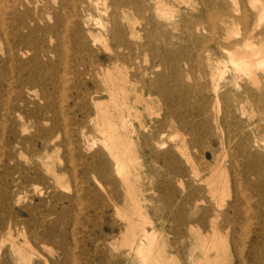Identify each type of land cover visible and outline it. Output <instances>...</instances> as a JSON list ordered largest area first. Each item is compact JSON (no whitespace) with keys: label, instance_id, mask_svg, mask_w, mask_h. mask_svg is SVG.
Listing matches in <instances>:
<instances>
[{"label":"rangeland","instance_id":"obj_1","mask_svg":"<svg viewBox=\"0 0 264 264\" xmlns=\"http://www.w3.org/2000/svg\"><path fill=\"white\" fill-rule=\"evenodd\" d=\"M24 1L32 3L29 16L37 21L41 29L33 33L34 39L38 40L36 44L51 50L61 46H59L60 51L48 52V56L41 59L44 64L42 67L33 58L35 53L33 49L21 56L22 61L27 62L25 68L20 66L21 63L10 67L7 63L6 34L0 24V147L2 148H0V264H139V257L129 254L126 243L129 237L128 220H138L140 215L146 216L147 220L159 228L160 245L174 264H208L202 259L201 244L205 239L202 232L211 235V224L215 213L233 215L230 206L237 193L233 186L234 174L231 172L227 175L229 183L224 200L217 202L212 199L205 184L198 180L199 176L203 177L207 173L210 155H205V151L209 143L204 139L193 141L186 133V129L179 131L175 128H166L162 138L165 147L155 145L156 150L171 151V167L168 168L163 161L153 162L141 153L150 130L145 127L151 124L157 125L163 120L167 108L166 100L154 93L149 95L147 90L143 92L144 85L150 86V81L161 75L163 79L159 82L161 86L176 87L177 68L183 70L184 82L192 85L199 79L200 73L199 69L193 67V63L196 62L197 54L201 50L205 52L204 54L207 51L188 42V37L178 31L176 34L185 43H182L181 39L176 41L177 44L168 49L173 55L165 63L162 64L163 58H160L164 53L155 55L153 51H146L135 56L133 64L129 63L127 67L123 64L120 66L129 81L128 102L131 110L124 112V115H130L129 121L134 130L132 137L140 157L130 175L132 187L129 188L125 182L126 172L117 173L112 160L109 166L111 179L101 178L94 173L85 175L82 172L83 163L91 161L94 153L102 150L103 146L98 138L99 132L92 121L96 114L93 101L88 99L81 103L76 114L71 108L74 103L83 99L81 95H83L82 84L85 77L82 75L83 68L79 62L82 59L105 61V57L110 54L106 48L108 43L103 40L98 41L93 47L94 56L84 57L64 27H57L51 31L50 26L55 25L58 14L51 9L57 5L53 0ZM239 1L242 12L235 14V17L244 20L245 10L250 12L249 2ZM170 2L173 4L171 8L163 12L158 11L160 19L162 17L166 20L173 16L179 18L187 14L186 6L179 0H170ZM47 6H50V9ZM263 6H259V10L264 11ZM11 22L6 21V25H11ZM47 26L50 30H42ZM239 28L241 32L245 31V20L244 23H240ZM8 31L11 32V40L14 33L11 29ZM143 36L144 33H140L133 40L137 41ZM256 44L258 48H264L263 43L256 41ZM232 50L239 54L248 51V48ZM224 59L225 63L227 61L226 65L231 68L230 57L226 56ZM203 63L205 72L210 76L204 60ZM159 64H161L159 68L155 67ZM255 68L257 67H253V70L260 82H264V71L260 67L256 70ZM144 71L148 72L146 81L130 83L135 73L142 74ZM33 72L39 77L50 73L49 79L52 80L47 82L45 90L40 91L32 85L27 87L21 85V76H28ZM60 76L67 80L66 85L55 90L52 84ZM231 76L232 70L226 73V81L228 89L232 91L230 103H234L238 98L237 95H241L242 89L234 88L230 82ZM243 77L242 85L257 93L251 101L245 103L244 115L240 114V120L247 126L249 118L258 121L263 111L258 107L260 93L252 81L253 76L248 74ZM216 78L218 83L224 84L218 75ZM60 93L65 96L63 102L57 100ZM43 94L51 95L57 100L59 113L55 117L51 115L50 120H44L41 116L45 105ZM193 94L190 91L186 97ZM97 99L105 102L107 94L101 93ZM169 104L171 105V101L167 105ZM81 110L83 112H80ZM210 113L214 115L215 111L212 109ZM74 115L78 116L81 129L72 119ZM174 118L171 114L168 121ZM64 119L67 122L60 127L62 121L65 122ZM52 126L57 128L51 140L50 158L46 159L44 152L34 154L32 144L38 142L40 147L46 129ZM81 133L87 136L86 139L81 137ZM217 135L220 136L221 133L217 132ZM35 136L40 140H31ZM67 143L72 144L74 148H72L74 152L72 156L75 158L74 162L78 164L75 176L59 171L68 158ZM219 150L221 153L220 147ZM261 151L264 153V149ZM44 161L50 162V172L45 170ZM35 165L42 169V180L38 177L32 183H22L19 178L21 173L28 172L33 176V180L36 178L31 170ZM175 170L182 173L176 175ZM44 179L47 180L46 183L43 182ZM158 181H163L168 186L158 188ZM239 192L244 198L246 194L251 200L249 204L244 202L240 206L243 210H247L248 217L242 220L241 227L236 230L223 229L221 237L223 246L218 252L210 253L211 260L215 264H241L240 255H242L245 264H264V185L260 188L244 186ZM183 198L186 200L183 201ZM221 204L222 206H219ZM180 205L185 207L186 216L190 217L192 222L185 225V234L177 238L172 230L180 224L179 220L177 222L170 220L168 218L170 213L167 210L175 212ZM207 210H209L206 217L207 225L204 229L199 228L196 221L206 215ZM217 224L223 228L227 226L222 217L218 218ZM148 229L151 230L149 226ZM60 244H65L64 250L58 247ZM18 248L26 250L28 256H31L30 262H23L17 252Z\"/></svg>","mask_w":264,"mask_h":264},{"label":"bare ground","instance_id":"obj_2","mask_svg":"<svg viewBox=\"0 0 264 264\" xmlns=\"http://www.w3.org/2000/svg\"><path fill=\"white\" fill-rule=\"evenodd\" d=\"M53 1L57 5L51 7V9L58 14L56 15L55 25L50 26L52 27L51 31H54L57 27H64L70 34V38L75 43L74 45L77 46L84 57L94 56L93 47L100 40L108 43L106 48L110 53L105 57L106 64L105 61L101 60L88 61L82 59L79 62V65L83 68L82 75L85 77L82 84L83 95L81 97L83 99L77 100L78 102L72 106L70 105L74 114H76L78 107H81V103L88 99L93 101L96 108V114L92 121L99 132L98 138L103 149L94 153L91 161L83 163L81 168L85 175L94 173L101 178L111 179L112 173L109 166L110 160H112L117 173L126 172L125 182L129 188L132 187V181L129 178L133 169H135L133 168L134 164L140 157L139 150L136 148L132 137L134 130L131 128L129 121L130 115H124V112L131 110L128 102L129 90L127 85L129 81L120 66L123 64L127 67L129 63L133 64L135 56L146 51H153L155 55H160L161 52L164 53V56L160 58H163L161 59L163 60L162 64L165 63L173 55V52L168 49L181 39L176 34L178 31L188 37V42L207 51L204 54L205 52L201 50L197 54L196 62L193 63V67L199 69L200 73L199 79L192 85L184 82L183 70H178V68L175 72L176 87L164 88L161 86L159 84L163 80L161 75L150 81V86L148 84L144 85L143 92L147 90L149 95H152V93L157 94L166 100L167 108L163 120L159 121L157 125L151 124L145 127L150 130H148L149 134L146 135L147 141L142 147L141 153L153 162L163 161L168 168L171 167V151L156 150L155 145L165 147L162 138L166 133V128H175L179 131L186 129V133L191 136L193 141L204 139L209 143L205 151V155H210V161L207 162V173L203 177L199 176L198 180L205 184L209 194L212 195V199L217 200V202L224 200L229 183L227 175L231 172L234 174L233 186L237 193L234 202L230 206L233 215L215 213L211 224V235L208 236L206 232H202L205 236L201 244L202 259L208 264H215L211 260L210 253L212 251L218 252L223 246L221 238L223 229L236 230V228L241 227L242 220L248 217L247 210H243L240 206L244 202L249 204L251 200L247 198L246 194V198H244L239 189L244 186L260 188L264 185V153L261 151L264 149V82H260L253 70V67H260L264 71V48L260 46L258 48L256 44V41L264 44V11L259 10V6L262 7L264 2L262 0L260 2L258 0H248L250 12L247 9L245 10L243 17L245 31L241 32L239 25L241 22L244 23V20L235 17V14L242 12L239 0H179L180 3L186 6L185 13L187 14L179 18L176 16L165 18L166 20L162 17L160 19L158 11L163 12V10L171 8L173 4L170 0ZM31 4L30 1L26 3L24 0H0V24L6 34L7 63L10 67L13 64L21 63L20 66L25 68L27 62L22 61L21 56L31 49L35 51L33 58L38 61L39 65L41 64L40 67L44 65L41 59L48 56V52L60 51L59 46L61 45L51 50L36 44L38 40L34 39L33 33L40 28L36 23L37 21L29 16ZM47 7L50 9V6ZM6 21H12L11 25L7 26ZM50 27L47 26L42 30H50ZM10 29L14 33L11 40V32L8 31ZM140 33H144V36L134 41V37ZM181 42L185 43L182 39ZM242 47H247L248 51L237 54L232 50L233 48L239 49ZM226 56L230 57L231 68L226 65L227 61L225 63L224 58ZM203 60L207 64L206 68L209 69L210 76L204 70ZM160 65L155 67L159 68ZM231 70V84L236 90L242 89L241 95L237 92L238 98L234 103H230L232 91L228 89L226 81V73ZM147 73V71L142 72V74L135 73L133 75L134 79L130 83H134L133 81H146ZM248 74L251 77L253 76L252 81L260 93L258 107L263 111V115L260 116L258 121L249 118L246 126L240 120V114L244 115L245 103L251 101L257 95L255 91L242 85L243 76ZM216 75L223 80L224 84L218 83ZM49 76V72L44 77H39L37 73L33 72L28 76L22 75L20 81L22 86L32 85L34 88L37 87L40 91H43L47 87V82L52 80L49 79ZM66 81L63 76H60L52 85L56 90V88L66 85ZM190 91L194 94L186 97ZM101 93L107 94V101L97 99ZM143 95L141 91V96ZM42 98L45 101L44 113L40 112L43 113L41 115L43 116L42 119L50 120L51 115L55 117L59 113L57 100L63 102L65 96L60 93L56 100L51 95L43 94ZM170 101L171 105L173 103L175 106L167 105ZM177 101L179 102L177 103ZM212 109L215 111L214 115L210 113ZM171 114L175 118L168 121ZM72 119L76 121L77 127L81 129L78 116L74 115ZM64 121L61 125L59 124L60 127L66 124L67 121L65 119ZM54 126L46 129L45 136L41 138L40 147L38 142L35 145L32 144L34 154L44 152L46 159L50 158L51 140L57 128ZM217 132H220L221 135L218 136ZM81 137L86 139L87 136L81 133ZM34 139L40 140L36 136L31 138V140ZM67 145L68 158L65 159V165L59 171L75 176L78 164L74 162L75 158L72 156L74 154L72 144L67 143ZM219 147L222 149L221 153ZM227 158H230V160ZM43 166L47 172L51 171L49 161H44ZM39 168L37 165L31 168L36 177L34 180L28 172L21 173L19 176L21 182L32 183L38 177L40 179L42 169ZM174 173L180 175L182 171L175 170ZM46 181L44 179L43 182L46 183ZM164 186L168 185L163 181L157 182L158 188ZM184 200L186 198H183ZM219 206H222V204ZM167 211L170 213L168 216L170 220L173 222L179 220L180 224L172 230L179 238V236L185 234L184 227L192 222L191 218L186 216L183 205L177 207L175 212L173 210ZM208 214L209 210L206 211V215L196 221L199 228L204 229L206 227ZM139 217L138 220H128L127 232L129 237L126 245L129 254L137 255L140 259L139 264H174L165 254V249L160 245L161 231L159 228L153 222L147 220L146 216L140 215ZM220 217L227 225L224 228L217 224ZM146 224L151 230L148 229ZM13 246L15 245L13 244ZM58 247L64 250L65 244H60ZM17 252L24 263L30 262L31 256H28L26 250L18 248ZM209 260L210 262H208ZM240 260L241 264L246 263L242 255H240Z\"/></svg>","mask_w":264,"mask_h":264}]
</instances>
